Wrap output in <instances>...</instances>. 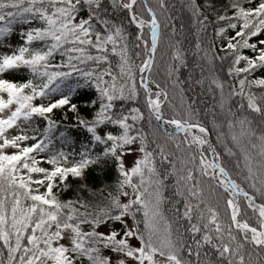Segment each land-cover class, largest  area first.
Instances as JSON below:
<instances>
[{
	"label": "snow or ice",
	"instance_id": "1",
	"mask_svg": "<svg viewBox=\"0 0 264 264\" xmlns=\"http://www.w3.org/2000/svg\"><path fill=\"white\" fill-rule=\"evenodd\" d=\"M0 264H264V0H0Z\"/></svg>",
	"mask_w": 264,
	"mask_h": 264
},
{
	"label": "trees",
	"instance_id": "2",
	"mask_svg": "<svg viewBox=\"0 0 264 264\" xmlns=\"http://www.w3.org/2000/svg\"><path fill=\"white\" fill-rule=\"evenodd\" d=\"M150 2H154V0H150ZM174 2H177V5H178V0H174ZM178 38H180V37H178ZM159 59H160V57H159V54H158V60ZM164 59H167V57H164ZM186 75H187V72H183L181 78L183 79ZM196 91L198 92L199 89L197 88ZM195 95H196V93L193 92L192 89H187L186 90V94H185V100L187 101L188 98H194ZM200 100L210 103V99L207 96L200 97ZM174 103L177 106H179L181 104L178 92L176 93V99L174 100ZM200 107H203V104H201ZM169 114H171V113H169ZM212 140H213V142H215V134L212 135ZM165 196H171V185L170 184L168 186V189L165 191ZM163 208H164L165 213L168 214V203H167V201L165 202Z\"/></svg>",
	"mask_w": 264,
	"mask_h": 264
}]
</instances>
